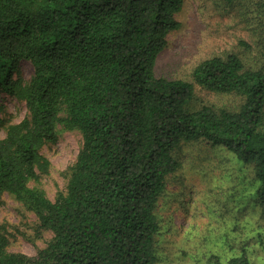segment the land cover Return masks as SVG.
I'll list each match as a JSON object with an SVG mask.
<instances>
[{
    "label": "trees",
    "instance_id": "1",
    "mask_svg": "<svg viewBox=\"0 0 264 264\" xmlns=\"http://www.w3.org/2000/svg\"><path fill=\"white\" fill-rule=\"evenodd\" d=\"M184 3L0 0V92L27 106L8 122L0 100V203L11 195L54 234L29 255L8 249L0 225V264H158L156 208L187 142L224 146L251 164L264 204V65L230 54L197 64L193 81L156 74ZM22 60L34 66L30 79ZM195 83L244 102L196 107ZM58 125L78 129L83 143L52 200L30 182L50 172L43 147L58 140ZM227 264L255 263L243 251Z\"/></svg>",
    "mask_w": 264,
    "mask_h": 264
},
{
    "label": "rangeland",
    "instance_id": "2",
    "mask_svg": "<svg viewBox=\"0 0 264 264\" xmlns=\"http://www.w3.org/2000/svg\"><path fill=\"white\" fill-rule=\"evenodd\" d=\"M180 26L167 36L156 74L169 79L193 81L197 64L214 56H240L246 66L264 65V0H185L177 14ZM30 79L34 66L20 64ZM195 106L203 104L237 110L244 99L218 93L195 83ZM8 122H19L27 106L0 92ZM5 131H0V137ZM83 137L78 129L58 125V140L43 147L51 161L49 174L30 185L44 189L55 200L68 184V171L77 159ZM180 169L170 174L156 213L158 264H227L246 251L250 260L264 262V204L258 195L254 167L241 162L224 146L205 140L178 148ZM0 225L9 237L8 249L36 255L53 237L38 216L23 203L4 195Z\"/></svg>",
    "mask_w": 264,
    "mask_h": 264
}]
</instances>
